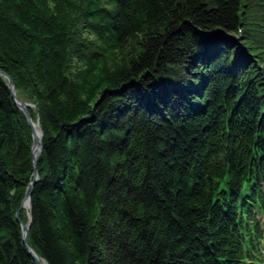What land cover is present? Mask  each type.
Here are the masks:
<instances>
[{
    "label": "trees",
    "instance_id": "16d2710c",
    "mask_svg": "<svg viewBox=\"0 0 264 264\" xmlns=\"http://www.w3.org/2000/svg\"><path fill=\"white\" fill-rule=\"evenodd\" d=\"M0 68L48 264L264 262V0H0ZM32 145L0 74V264Z\"/></svg>",
    "mask_w": 264,
    "mask_h": 264
},
{
    "label": "water",
    "instance_id": "95a60500",
    "mask_svg": "<svg viewBox=\"0 0 264 264\" xmlns=\"http://www.w3.org/2000/svg\"><path fill=\"white\" fill-rule=\"evenodd\" d=\"M0 74L2 76H4L7 79V83L8 86L11 90L12 93V97L15 101V103L17 104V106L20 108V110H22L24 112V114L27 117V120L32 128V133H33V145H32V152H33V164H34V179L33 181L29 184L25 197H24V201L22 203V207H28L29 212H28V221L22 222L20 220V211L17 212L16 214V218L17 220L20 221L21 223V228H22V235H23V240L24 243L26 245V248L28 250V252L30 253V255L33 257L35 264H48L47 260L44 259L42 256H40L29 244H28V236L30 233V228L32 225V204H31V192L32 189L34 187V184L36 183V181L39 179V174L37 171V164L39 161V158L42 154L43 151V139H44V133L43 130L40 126L39 123V118H37L36 121L33 120L32 115L29 111V107L34 106V104L29 103L27 101H25L24 99H22L21 97H19L17 95V90H16V84L14 79L12 78V76L7 73L6 71H4L3 69L0 68ZM38 124L39 128H40V136H38L37 131L35 129V125Z\"/></svg>",
    "mask_w": 264,
    "mask_h": 264
},
{
    "label": "bare ground",
    "instance_id": "6f19581e",
    "mask_svg": "<svg viewBox=\"0 0 264 264\" xmlns=\"http://www.w3.org/2000/svg\"><path fill=\"white\" fill-rule=\"evenodd\" d=\"M35 129L37 131L38 136H40V128L38 124L35 125Z\"/></svg>",
    "mask_w": 264,
    "mask_h": 264
},
{
    "label": "rangeland",
    "instance_id": "374dc122",
    "mask_svg": "<svg viewBox=\"0 0 264 264\" xmlns=\"http://www.w3.org/2000/svg\"><path fill=\"white\" fill-rule=\"evenodd\" d=\"M264 264V263H263Z\"/></svg>",
    "mask_w": 264,
    "mask_h": 264
}]
</instances>
